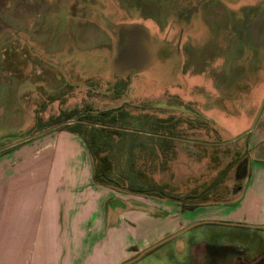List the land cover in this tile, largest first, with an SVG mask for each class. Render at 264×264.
<instances>
[{
    "label": "rangeland",
    "instance_id": "obj_1",
    "mask_svg": "<svg viewBox=\"0 0 264 264\" xmlns=\"http://www.w3.org/2000/svg\"><path fill=\"white\" fill-rule=\"evenodd\" d=\"M115 107L123 113L112 124L86 111ZM263 112L264 0H0L3 153L24 142L13 151L22 152L39 127L84 115L103 132L117 130L91 132L94 145L88 136L96 170L115 181L98 183L146 197L129 187L204 193L186 208L157 196L188 212L238 196L248 174L245 151L264 139ZM26 174L9 184H23ZM206 227L192 226L129 264H208L185 259L201 255L195 249L207 242ZM34 246L13 264L38 263ZM133 249L107 264L139 253ZM263 250L261 243L249 253Z\"/></svg>",
    "mask_w": 264,
    "mask_h": 264
},
{
    "label": "crops",
    "instance_id": "obj_2",
    "mask_svg": "<svg viewBox=\"0 0 264 264\" xmlns=\"http://www.w3.org/2000/svg\"><path fill=\"white\" fill-rule=\"evenodd\" d=\"M46 129L31 135L32 142L22 152L13 153L24 142L11 152L0 150V209L4 211L0 214V258L6 259L5 264L24 256L31 241L34 258H39L34 264L45 257L50 258L47 264L53 263L52 257L61 258L60 264H107L115 256L125 257L129 246H134L131 253L140 252L198 220L264 224V153L258 152L264 148V139L255 140L245 151L248 174L238 196L186 212L157 196L103 187L95 181L93 161L82 136L60 125ZM24 172L28 180L13 185L14 178ZM202 224L207 226L203 233L207 242L195 249L201 251L200 256L191 252L186 260L264 264L256 259L261 252L249 253L261 244L254 239L264 238V227L216 221L195 225ZM214 247L237 251L213 256ZM238 251L245 254L246 263L234 255Z\"/></svg>",
    "mask_w": 264,
    "mask_h": 264
},
{
    "label": "trees",
    "instance_id": "obj_3",
    "mask_svg": "<svg viewBox=\"0 0 264 264\" xmlns=\"http://www.w3.org/2000/svg\"><path fill=\"white\" fill-rule=\"evenodd\" d=\"M118 108L119 107H115L112 109H107V110L105 109V110H101V111H96V110L90 111V109H86V111H87V113H89L90 116L96 117V119H94V120L101 122V123L112 124V123H115V120H116V114L115 113H117V112L123 113L122 111H118ZM77 111H80V110L79 109L77 110V108H76V109L70 110L69 112H65V113H71V112H77ZM71 117H72V114L68 115L65 120L67 121V120L71 119ZM78 118L81 120H78L79 122H73L72 124H70L71 122L68 124H64L62 121H65V120L58 121V122H56V124L60 125L61 127L65 128L69 131H72V132H75V133H78L79 135H81L82 138L84 139L88 149L91 150V153H92V149H93V146L91 147V145H90V143L93 144L92 138L90 136L91 132L93 133V136L98 134V136L100 137V135H106V134L109 135V133L112 134V133H116V131H117L116 129H112V131H115V132H111V130L110 131L106 130V132H103V131H105L104 129H106V127L101 126L99 129L98 126H95L90 120L85 121L86 117H84V115H80V116H78ZM51 126L52 125L49 126V124H48L47 126L39 127L37 129V131H42L45 128L51 127ZM81 127H84V128L88 127L87 133H84V131L81 130ZM88 136L91 138L90 143H88ZM5 143L6 142H2L1 145L5 144ZM18 144H20V143H17V145ZM15 146H16V144H15ZM15 146H12L10 148H13ZM7 148H9V147H7ZM91 158L93 161L95 181L100 182V183H107L108 185H110L111 183L115 184L114 180H112L111 178L103 176V174H101L100 172H98L96 170L95 159H94L93 153L91 155ZM129 189L134 191V192L144 193L146 195L158 196V197H168V198L178 200L179 203H181L182 206L185 208L186 207H193L194 205H197L196 201H199V200L202 201L203 199H205V196H206L204 193H200L198 195L193 194L191 196H183V197L176 196L172 193L170 195L167 190H164L162 187H160L158 185H153L149 188H146L145 186L129 187ZM189 199L194 200V203H192L191 206H186V203Z\"/></svg>",
    "mask_w": 264,
    "mask_h": 264
},
{
    "label": "water",
    "instance_id": "obj_4",
    "mask_svg": "<svg viewBox=\"0 0 264 264\" xmlns=\"http://www.w3.org/2000/svg\"><path fill=\"white\" fill-rule=\"evenodd\" d=\"M248 133V132H247ZM204 221H216V222H222V223H227V224H241V225H249V226H252V227H264V224H245V223H239V222H232V221H221V220H198V221H195V222H192L188 225H186L185 227L181 228L180 230L170 234L169 236L163 238L162 240L156 242L155 244L145 248L144 250L140 251L139 253H137L136 255L132 256L131 258L127 259V260H124L123 262L121 263H118V264H129L135 260H137L139 257H141L145 252H147L148 250L152 249L153 247L157 246L158 244L176 236L177 234H179L180 232L186 230L187 228L195 225V224H198V223H201V222H204Z\"/></svg>",
    "mask_w": 264,
    "mask_h": 264
},
{
    "label": "flooded vegetation",
    "instance_id": "obj_5",
    "mask_svg": "<svg viewBox=\"0 0 264 264\" xmlns=\"http://www.w3.org/2000/svg\"><path fill=\"white\" fill-rule=\"evenodd\" d=\"M259 237V236H258ZM258 237H255V242H261V243H264V238H258ZM211 249V248H210ZM234 251H237V250H232V249H228L227 247H222V248H219V249H217V247H214V248H212L211 249V254L214 256V255H219V254H221L222 256H227V254L228 253H230V252H234ZM235 256H238L239 257V260L241 261V262H247L248 261V259H247V257L245 256V254L244 253H242V252H240V251H238V252H235V254H234ZM256 259H258L257 261L259 262L260 260L262 261V262H264V250L263 251H261V253H259L258 254V256H257V258ZM223 264H229V263H227V262H225V263H223Z\"/></svg>",
    "mask_w": 264,
    "mask_h": 264
}]
</instances>
